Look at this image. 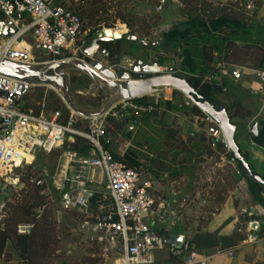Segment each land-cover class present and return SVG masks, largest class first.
<instances>
[{"label": "built area", "instance_id": "obj_1", "mask_svg": "<svg viewBox=\"0 0 264 264\" xmlns=\"http://www.w3.org/2000/svg\"><path fill=\"white\" fill-rule=\"evenodd\" d=\"M107 1L117 4V0ZM151 1L155 11L160 12L175 0ZM0 13L16 26L15 33L0 47L1 58L34 64L76 57L90 64L94 60L104 63L97 56L109 57L97 49L89 56L84 54L89 33L81 14L66 1L0 0ZM215 43L209 44L215 56L213 63L203 61L206 80L239 82L250 76L258 86L250 84L249 90L264 106V66L227 64L223 59L225 40L217 39ZM108 66L114 69L117 65ZM160 67L159 74L198 75ZM0 79L9 81L0 87V176L9 175L10 183L21 187V177L10 175L13 170L31 166L40 153L60 151L63 161L57 173L43 171L28 182L42 187L53 203L73 216L79 241L98 260L96 264H208L211 256L189 245L186 238L181 245L170 242L178 234L177 226L182 224L191 202L157 199L152 193L157 183L154 177L142 168L125 164L112 150L111 123L137 125L165 111L154 94L147 95L154 99L146 102L140 101L141 97L120 99L93 117L80 116L66 105L69 114L65 117L62 110L49 108L47 93L36 103L27 99L28 92L35 88L58 92L53 85L25 84L2 76ZM188 104L194 103L189 100ZM197 118L210 148L222 153V159L229 164L238 165L236 158L228 155L231 151L219 124L205 113ZM259 216L255 222L264 227V212ZM31 227L20 224L17 231L25 234ZM165 249L174 262L159 261L156 252Z\"/></svg>", "mask_w": 264, "mask_h": 264}, {"label": "rangeland", "instance_id": "obj_2", "mask_svg": "<svg viewBox=\"0 0 264 264\" xmlns=\"http://www.w3.org/2000/svg\"><path fill=\"white\" fill-rule=\"evenodd\" d=\"M65 1L68 2V0ZM197 1L198 0H194L192 5ZM188 2L189 0L187 3L181 0L171 1L160 12L155 11L154 3H152L151 0H117V4L114 6L110 5L107 0H71L70 4L81 14L89 37L92 35L93 31L103 28H115L123 24L127 28L126 34H131V32L134 31V36L142 37V35H147L148 37L145 39H147L146 41H150L161 33V31L164 30L163 28L169 26L170 31L165 34L164 41L153 48V51L157 52L154 57L150 58L147 56L146 50L148 48L146 45L142 46L140 43L134 44V42L128 41L124 43L119 62L116 65L124 68L134 63L137 58H141L145 62H151L153 58L157 57L160 63L165 64L163 65L165 69H171L173 72L178 71L182 74L184 73L182 70L187 69L190 67V64H192L193 56L198 60L201 59V56H198L197 52L198 46H201V44L197 42L196 38L189 40L188 37H193L197 34L205 35V45L207 44L206 35L209 34L205 32L206 28L201 23L203 21L200 22V20L187 19L182 14L183 11L189 9ZM198 3H200L199 6L201 9H207L210 5H212L210 8L211 10L228 6L236 11L245 12L248 17L258 6L261 8L260 0H200ZM259 10L257 11L256 16L258 17L254 23L255 25L248 28V31H261L260 38H256L254 44L261 43L264 46V29L262 28L264 27V12H259ZM0 16L3 15L0 13ZM23 17H27L26 14H24ZM224 18L225 17H221L220 19ZM0 19L6 20L5 17H0ZM109 25H111V27H108ZM122 29L125 28L123 27ZM221 30L222 29L218 30L217 33ZM90 39L91 38H89V40ZM213 40L217 39L213 38ZM192 42L197 44L196 48L193 47L194 44ZM37 52L42 53L41 51ZM202 54L203 53L200 55ZM38 56L42 57L41 55ZM97 57L110 66H116L112 65L105 57ZM251 65V61L243 63V66L246 67ZM66 71L70 78L76 77L73 82L70 81V89L74 101L82 109L98 111L108 101L116 97L113 91L102 88L84 72L76 69H68ZM233 83L235 82L233 81ZM51 85H53L58 92L48 88H35L28 92V101L30 103H36L43 93L48 94L50 92L56 93L62 99L61 96L63 92L59 91L56 85ZM237 85L236 95L238 97L248 99L253 105L252 108H261V101L258 102V100H255L256 98L241 85V82H238ZM161 91H158L160 92L158 96L164 98L165 94ZM167 91L170 93L171 89ZM172 93L178 99L177 103L188 101L181 92L172 90ZM158 96L154 94L155 98ZM220 98L224 103L230 105L226 96L223 95L220 96ZM246 105L248 106V104ZM252 105H250V107ZM57 106L59 105L52 99L49 108L53 109ZM173 110L176 114L180 112L187 113V106L176 105L173 107ZM262 116V118H264V111ZM242 119L248 121L250 117L242 118L238 116L235 120L240 122ZM168 126L170 127L168 130L169 133H171L170 131H175V129L179 127L178 118L171 116ZM237 127L236 136L240 138L246 133V130L242 128L241 124H237ZM167 142L171 144L169 148L175 146L179 149H187L188 147H183L180 141L174 136H170L169 138L167 136ZM62 161L63 158L60 151H55L51 154L40 153L31 166L24 169L13 170L10 175H19L21 177L24 185L21 187L12 185L9 180H5V178H9V175L0 176V230L7 225L11 227L14 226L17 220L24 221L21 223H27L26 221L30 217L26 215V210L33 205L34 201L32 198H38L40 195H43L44 198L40 200L44 205L40 209L35 207L30 209L31 212L38 214V217L42 214L48 216L49 222L52 224V227H54L53 233L56 235L57 243L52 244V252L41 261L40 264H96L98 260H94L84 244H81L79 241L73 216L53 203L51 197L46 194L47 192L43 193V189L40 194L37 195L36 185L28 182L31 176H40L43 171H49L52 174L57 173L61 168ZM197 168V183L195 185L197 187L196 191L198 196L195 200L199 201V198H205L209 201L207 204L203 203L201 206L198 205L202 212L199 214L198 221L199 224L204 227L213 217V213L218 210L215 209V207L219 208L221 202L227 196L228 190H234L242 181L240 176L241 173L239 174L238 172V170L241 171V169L222 159V153L210 149L206 143L201 147ZM218 220L219 217L216 216L214 224H217ZM156 255L161 258H167L168 250L158 251ZM4 259L13 264H22V260L9 243L6 245Z\"/></svg>", "mask_w": 264, "mask_h": 264}, {"label": "crops", "instance_id": "obj_3", "mask_svg": "<svg viewBox=\"0 0 264 264\" xmlns=\"http://www.w3.org/2000/svg\"><path fill=\"white\" fill-rule=\"evenodd\" d=\"M70 1L68 0V3ZM260 2L259 12H264V0H260ZM257 17L255 16L247 27H243L236 20L226 18L219 19L211 25L200 22L206 28L205 32L214 39L218 35V30L233 27L242 29L241 33L233 39L242 44H254L256 38H260L261 31L249 32L248 28L255 25ZM169 31V27L162 30L158 34V42L156 41L153 46L162 43L165 34ZM10 35L0 38V47L4 45ZM89 38L91 36L86 39L84 49L91 44L92 39L89 40ZM196 40L201 44L197 49L201 59L198 60L193 56L192 64L187 69L182 70L183 74L204 71V56L200 54L203 53L205 38H196ZM136 43L139 42H134V44ZM192 43L194 44L193 47L196 48L197 44ZM147 48L148 57L152 58L157 54L153 49ZM159 64L162 67L165 65L160 62ZM253 81L254 79L249 76L239 82L250 93V84L257 85ZM167 90L169 89L161 91L165 94L164 98L158 96L160 92L154 94L158 96L156 98L159 100H173L176 103L178 99L172 93L173 89L170 93ZM251 95L256 98L255 100L260 101L258 96L252 93ZM183 96L185 95L183 94ZM186 99L188 101L179 102L178 106H182V104L187 106L186 104L190 99L188 97ZM240 99L245 106H247L246 104L248 107L252 105L248 99L241 97ZM193 105L188 104L187 113L180 112L178 114L174 112L173 108L167 109L165 107V111L160 116L146 118L137 125L111 123L109 132L112 136V150L125 164L134 168H142L154 177L157 183L152 193L157 199L165 197L169 200L176 198L191 202L185 209L182 224L177 226L178 234L176 235H184V239L186 238L188 242L191 241L195 249L210 255L208 264H264V227H259L258 224L256 228L253 227L255 221L260 217L259 215L264 212V187H259L244 172H241L243 170L239 164L236 166L241 169L238 172L241 173L242 181L234 190H228V194L219 208L215 207L218 210L213 213L210 221L204 227L199 224L198 217L202 213L199 206L209 202L205 198H199V201L195 200L198 196L195 185L197 183L198 158L201 147L204 145L202 137H206V134L203 125L198 121L199 115L194 114L191 110ZM252 107L253 105L250 107L253 109V114L248 121L242 119L238 122L235 120L237 117L233 118V121L236 124H241L242 128L246 130L244 135L237 138L241 152L246 155L248 163L255 173L264 178V118H262L264 106L262 105L261 108ZM171 116L178 118L179 127L169 133L170 127L168 125ZM257 120L258 135H254L251 131V125ZM167 136L168 138L174 136L183 147L188 146L187 149L183 148V150L175 146L169 148L171 144L167 142ZM206 145L210 147L208 144ZM172 206L176 207V204H172ZM216 216L219 217V220L217 224H214ZM158 259L160 262L167 263L166 261L170 260L169 252L167 258L158 257ZM0 264L13 263L6 261L2 256Z\"/></svg>", "mask_w": 264, "mask_h": 264}, {"label": "water", "instance_id": "obj_4", "mask_svg": "<svg viewBox=\"0 0 264 264\" xmlns=\"http://www.w3.org/2000/svg\"><path fill=\"white\" fill-rule=\"evenodd\" d=\"M19 17V15H18ZM166 26L163 29H167ZM16 26L12 21L0 20V38L14 34ZM123 36L136 40V36L121 34L114 35L111 28H103L95 31L91 35V44L84 49L86 56L91 55L96 49L101 55L106 54V50L100 45L101 42H108L121 39ZM159 35L150 41L141 40V45H155ZM21 40V39H19ZM76 69L90 76L102 88L113 91L116 94L111 101L106 103L98 111H88L79 107L74 101L70 89V77L66 70ZM161 67L158 58L155 57L151 62H145L137 58L130 69H123L116 66L111 69L105 63L94 60L90 64L80 58H68L54 62L43 63H21L7 58L0 57V76L24 82L25 84L43 85L54 84L63 92L62 98L66 105L80 116L93 117L102 114L111 104L120 99L137 98L154 94L165 89H173L183 93L194 105L199 107L203 113L211 116L221 127L228 147L233 156L238 161L239 166L245 175L264 186V178L252 171L249 163L241 152L237 140V124L231 119L227 108L216 99L211 101L205 99L187 80L185 76L173 73L159 74ZM9 81L0 79V87H5ZM251 131L258 135V122L251 125ZM5 180H9L5 178ZM257 227V223L253 225ZM184 235H173L170 239L172 245H181Z\"/></svg>", "mask_w": 264, "mask_h": 264}, {"label": "trees", "instance_id": "obj_5", "mask_svg": "<svg viewBox=\"0 0 264 264\" xmlns=\"http://www.w3.org/2000/svg\"><path fill=\"white\" fill-rule=\"evenodd\" d=\"M185 3H187L188 0H181ZM200 1V0H198ZM198 1L194 4V0H189L188 6L189 9L186 11H183L182 14L187 19L192 20H200L203 21L206 24H215L221 17H225L227 19L236 20L239 22L243 27H247L250 22L255 18L257 15V11L260 9V6L248 17L246 16L245 12L236 11L235 9H232L231 7H218L215 10H211V6L207 9H201ZM4 17V16H0ZM108 27H111L109 25ZM264 29V27H262ZM242 29H236V28H230V29H222L218 32V35L215 39H222L225 40L226 46H225V53L223 55V59L225 63L232 64V65H240L243 66V63L246 61H251L252 65L248 66L249 68H260L264 66V46L260 44H252V43H240L235 41L233 38L237 37L241 33ZM95 31H93L94 33ZM92 33V34H93ZM135 34L134 31L131 32L133 35ZM134 36V35H133ZM207 44L203 46V56L204 60H207L209 65H211L214 61V54L211 51V46L216 45V40H213L211 35L207 34ZM147 35L136 36V40L127 38L126 36H123L121 39L108 41V42H101L100 45L106 50V52L109 54L108 60L112 65H116L119 62V58L121 56V51L124 46L125 42L132 41L133 42H140L141 40H147ZM189 40L192 38L197 39H203L205 38V35L197 34L193 37H188ZM152 40V39H151ZM151 49L154 48V46H148ZM189 83L207 100L211 101L212 99L218 100L220 103H222L229 113V116L233 120V118L241 116L242 118H248L251 117L253 114V109H251L248 106H245L240 99L236 95V88L238 85L233 82H223V83H217V82H209L205 78V73L203 71L199 72L198 75H184ZM76 79V77H71L70 81L73 82ZM226 96L228 98V101L230 102V105L224 103L220 96ZM53 99L55 103H57L59 106L53 108V109H60L63 111L64 116L67 117L69 114V109L67 108L66 104L62 101V99L54 92H50L47 94V102L50 104V101ZM150 98L149 96H143L139 100L142 102L148 101ZM160 104L166 107L167 109H171L178 105V103H174L173 100H160ZM192 112L196 115L203 116L204 113L202 110L197 107L196 105H193L191 108ZM258 122V120H257ZM202 142L207 144L206 137H202ZM220 152H223L224 149L220 147ZM229 156L233 155L232 153H228ZM246 161L247 157L245 154H243ZM119 158V157H118ZM250 168L253 170L251 165L249 164ZM255 172V171H254ZM255 182V181H254ZM259 187H264L257 182H255ZM37 195L40 194L42 191V187L35 186ZM32 198V197H31ZM44 196L40 195L38 198H32L34 203L31 207H29L26 210V215L30 217L26 222L27 223H21L24 221H18L15 223L14 226H5L3 229L0 230V258L4 256V252L6 249L7 243H9L12 247V249L15 251V253L18 254L20 259L22 260V264H40L41 261H43L51 252H52V244L57 243L56 235L54 232V227H52V224L48 220V216L42 214L40 217L39 215L31 212L32 207L35 208H41L44 203L40 200L43 199ZM201 211V209H200ZM19 222V224H18ZM20 224H30L32 225L30 231L25 234H20L17 231V227ZM189 245L191 244V241H189ZM54 250V249H53ZM93 258V257H92ZM95 260V258H94ZM172 258H170V262H174Z\"/></svg>", "mask_w": 264, "mask_h": 264}, {"label": "bare ground", "instance_id": "obj_6", "mask_svg": "<svg viewBox=\"0 0 264 264\" xmlns=\"http://www.w3.org/2000/svg\"><path fill=\"white\" fill-rule=\"evenodd\" d=\"M123 27L125 28L124 31H123V29H122ZM126 31H127L126 26L123 25V24H121L119 27L114 28V29L112 30V33H113L114 35H121L122 33L126 32Z\"/></svg>", "mask_w": 264, "mask_h": 264}]
</instances>
